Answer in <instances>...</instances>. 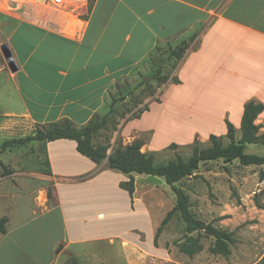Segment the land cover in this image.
<instances>
[{
  "label": "crops",
  "instance_id": "1",
  "mask_svg": "<svg viewBox=\"0 0 264 264\" xmlns=\"http://www.w3.org/2000/svg\"><path fill=\"white\" fill-rule=\"evenodd\" d=\"M193 33L196 37L170 75L179 80L171 106L177 116L169 117L166 126L180 140L168 142L183 146L182 142L192 144L196 139L208 146L210 134L225 136L226 121L239 138L244 104L249 100L264 104V0H88L75 17L41 4L0 8V45L9 46L17 65L11 71L0 50V131L15 137L28 127L32 133L37 125L64 118L76 126L85 124L95 113L108 111L110 94L149 59L155 47L174 46ZM168 84L175 83H163L137 104V108L146 104L137 117L121 119L116 133L124 145L141 139V151L161 150L151 144L169 108L158 91ZM153 104H163L156 117L151 116ZM255 122L264 132V110ZM36 142L45 151L49 170L40 173L49 183L41 213L55 212L59 233L49 223L27 227L30 223L23 222L17 227L21 233L12 234L6 224V233H0V264H65L70 257L78 264L100 263L92 260L96 253L91 245H114L115 239L124 248L127 264H142L133 260L142 248L139 237L112 234L109 222L102 220L105 215L99 210L112 211L115 202H97L101 192L114 183L121 188L129 175L109 168L106 159L95 163L80 154L74 140ZM132 175L129 208L140 204L151 216L153 200L148 194L156 186L139 187L138 180L148 177Z\"/></svg>",
  "mask_w": 264,
  "mask_h": 264
},
{
  "label": "rangeland",
  "instance_id": "2",
  "mask_svg": "<svg viewBox=\"0 0 264 264\" xmlns=\"http://www.w3.org/2000/svg\"><path fill=\"white\" fill-rule=\"evenodd\" d=\"M160 47L167 49L166 45ZM167 52L164 50L161 58L157 59L154 64L149 59L142 62L137 70L122 83L120 93L125 95L124 98L116 103L115 111L109 115V123L106 127L94 137L95 143L108 145L107 153H110L116 145H124L121 135L116 133L119 130L121 119L136 115L146 106L144 104L137 108V104L149 96L150 89H157L156 81L151 79V75L159 63L162 65V73L174 74L175 61L165 60ZM157 53L159 52L153 53V57L158 58ZM178 89L175 83L174 86L168 84L158 91L160 100L164 104L167 103L169 108L159 124L156 139L151 144L153 149H161L153 152L156 163L173 158L175 153L184 158L191 154L192 144L187 142H182L183 146L176 148L162 149L164 145L170 143L168 141L180 140L166 126L169 117L177 116L176 113L171 112V106L176 99ZM153 98L155 99V96ZM162 109L163 104H153L151 116H158ZM30 130L31 128L28 127L18 132L15 137L0 131V149L5 140L28 135ZM223 141L226 143L227 139L224 138ZM245 152L264 155V144H247ZM44 155L45 151L36 141L20 147L6 148L0 154L1 161L11 171L5 174L0 166V215L8 218V233H21L17 227L23 222L30 223L27 227H39L42 223H49L55 225V233H59L55 212L53 215L41 213V209H44L47 203V199L46 202L44 201V195H46L44 189L49 184L40 174L46 173L45 160L47 159ZM195 173L191 177L183 178L176 185L183 187L189 195L190 209L198 218L212 222L218 228L233 232L235 240L230 246L229 255L222 256L209 252L208 247L213 238L205 237L203 234L200 236L201 251L191 257L180 252L176 241L182 239L184 223L178 214L173 215L163 227L156 244L153 243V225L156 222L159 225L160 217L175 202L173 191L160 176L140 174L148 178L138 180L139 187L146 183L156 186L152 193L148 194V197L151 196L153 200L150 207L151 216L146 215L140 204L131 208L133 209L131 212L126 189L122 185H120L121 188L115 185L117 178L111 179L114 183L112 188L101 192L97 202L106 205L114 201L116 208L112 211H108L107 208L100 209L99 211L105 215L102 220L109 222L108 226L112 234L114 232L124 238L139 237L140 241L137 244L142 248L135 251L137 255L133 260L136 258L142 264H264V165H241L237 160L224 164L218 160L200 164ZM109 212L111 214L107 216ZM60 249L61 247L57 250ZM123 249L117 239L114 245L104 242L93 244L90 250L96 253V257L91 258L107 264H127L128 260ZM145 251L148 253L152 251V255L145 254ZM65 264L70 263L65 262Z\"/></svg>",
  "mask_w": 264,
  "mask_h": 264
},
{
  "label": "trees",
  "instance_id": "3",
  "mask_svg": "<svg viewBox=\"0 0 264 264\" xmlns=\"http://www.w3.org/2000/svg\"><path fill=\"white\" fill-rule=\"evenodd\" d=\"M196 35V33H193L174 46L167 44V49H162L160 46L155 47L153 53L159 52L157 53L159 57L155 58L153 57L154 54L151 53L149 60L154 64L157 59L161 58L164 50H167L165 60H174L176 67L177 61L181 59ZM161 68L162 65L159 63L151 75V79L156 81L157 87L167 81L172 83L179 82L176 76L162 73ZM155 91V89H150L148 95L152 96ZM120 92L121 90L118 89L115 93L110 94L109 109L106 113H95L85 124L76 126L72 121L64 118L55 122L37 125L32 133L28 135L5 140L1 145L0 154L6 148L20 147L32 141L48 142L61 138L74 140L76 149L80 154L95 163H100L106 159L109 168L129 175L128 180L122 182L121 185L127 190L131 199L134 192V177L132 173L160 176L173 191L175 202L157 226L153 236V243L156 244L163 227L171 220L173 215L178 214L184 223L182 239L176 241L180 252L191 257L201 251L200 236L203 234L205 237L213 238L212 243L208 247L209 252L222 256L229 255L231 252L230 246L235 240L233 232H228L214 226L212 222L198 218L190 209L189 195L176 183L193 175L201 163L209 161L221 160L224 164H227L237 160L241 165H264V155L245 152L247 144H264V132H260V125L255 122L257 116L264 110V104L253 100H249L244 104L239 138L236 137L233 124L226 121L224 137L210 134V144L208 146H201L195 139L191 146V154L187 158L175 153L173 158L165 162L156 163L152 153L147 154L141 151L143 145L141 139H135L125 145H116L111 149L110 153H107V144L94 142L96 134L109 123V115L115 111L116 103L124 98L125 95ZM141 111L142 109L134 116L137 117ZM224 138L227 139L226 143L223 141ZM177 146L176 143H170L167 147L176 148ZM45 163L47 165L46 160ZM0 166L5 174L11 172L1 159ZM46 173H49L48 169H46ZM7 221L8 218L5 215L0 216L1 234L6 233ZM67 262L78 264L75 257H70Z\"/></svg>",
  "mask_w": 264,
  "mask_h": 264
},
{
  "label": "built area",
  "instance_id": "4",
  "mask_svg": "<svg viewBox=\"0 0 264 264\" xmlns=\"http://www.w3.org/2000/svg\"><path fill=\"white\" fill-rule=\"evenodd\" d=\"M41 4L67 11L71 16H80L86 9L88 0H0V8L9 9L11 6Z\"/></svg>",
  "mask_w": 264,
  "mask_h": 264
},
{
  "label": "water",
  "instance_id": "5",
  "mask_svg": "<svg viewBox=\"0 0 264 264\" xmlns=\"http://www.w3.org/2000/svg\"><path fill=\"white\" fill-rule=\"evenodd\" d=\"M0 50H1V53H2V55L6 61L8 68L11 71H15L17 69V65H16L15 59L12 55V52H11L9 46L6 43H3L0 45Z\"/></svg>",
  "mask_w": 264,
  "mask_h": 264
}]
</instances>
